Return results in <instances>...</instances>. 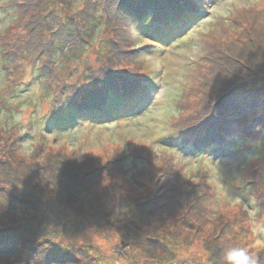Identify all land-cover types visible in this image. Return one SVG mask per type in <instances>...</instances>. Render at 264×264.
I'll return each instance as SVG.
<instances>
[{"label":"rangeland","instance_id":"374dc122","mask_svg":"<svg viewBox=\"0 0 264 264\" xmlns=\"http://www.w3.org/2000/svg\"><path fill=\"white\" fill-rule=\"evenodd\" d=\"M44 1L39 0L38 3L37 1L33 3H37L36 5L39 7V3L45 4ZM5 2L0 0V35L5 31L9 36L5 39L0 37V44L5 41L10 46L4 49L7 54L6 58H8L7 64H3L1 51L4 50L0 49V108L12 112V115L9 116V131L13 130L18 136L26 133L25 137L22 136L18 139V145L15 146L17 149L15 152L19 156L20 154L26 156L31 151L32 144L42 140V148L45 152H49V150L51 152L61 151L68 155L76 153L75 155H78L80 159L94 162L89 163L85 168L86 173L93 167L92 165L99 167L103 164L102 162L114 157L113 152H116L118 148L137 151L141 156L148 155V163L132 158L123 166L117 162L114 175L100 183L104 188L102 191L105 190V192L97 191V174L92 175L93 171H91L88 177V187L95 192H101L100 197L107 202V204L101 203V210H99V220L103 221L107 228L109 221L114 222L116 214L120 215L121 206L127 208L130 205L132 209H135V206H132L135 204L134 202L137 204L141 202L137 206V212H126L132 218L138 213L140 218L137 216L133 220L137 222L145 235L139 237L136 232L135 235H130V239L126 244L124 243L129 254L142 259L143 257L154 258L158 251L161 252L162 249L158 243L163 247L164 243L158 241L159 235H153L151 231L155 232L161 222L159 219L156 221L158 214L161 215L160 211L167 208L169 212L177 214L176 216L180 218L174 227L166 229L162 226V228H158L157 232L165 241L170 238L182 247L184 252L179 256L181 260L185 261L186 253L191 252L192 255L196 254V258H201L200 262L195 259L196 262L200 264L205 262L203 252H206V246L203 245V242L206 244L205 240H213L211 236L214 233L210 228L208 229V225L211 223V215H216V212H220L221 223L224 222L227 225L225 221H232L233 240L238 234L241 246L246 248L250 255H260V258H264V219H262L264 207L259 205L256 198L252 197L253 201L249 200L248 194L241 189V180L245 181L248 165L257 168V170L259 168V174L263 176L260 182L264 183V140L261 137H252L255 145L249 147L241 145V138L236 134L229 147L214 145L209 148L208 153H201L192 148L183 149L168 140H166L167 143L162 140L164 136L170 134L171 128L174 126L183 128L186 125L197 124L204 127L205 133H208L209 128H213L214 122L217 121L211 118L210 114H215L212 109L210 112L208 110L202 112V115L197 114L204 90V87H198L199 85L221 84L224 77L230 78L228 75L221 77L225 71L229 72V75L230 72L238 74L243 72L245 75L249 71L252 72L262 67L264 59L259 56L261 50L253 46L255 44L264 46V38H260L261 32L264 30L262 27L264 26V0H201L204 12L185 24L183 35L174 38L171 43L162 45L161 50L155 49L152 44L153 40L143 36L138 27L133 25L132 37L135 35L133 46L137 50V60L143 65L141 71L144 68L147 73H150L139 84L137 96L140 101L126 97L119 112L120 116H116L118 118L104 111L101 114L102 119L93 121L88 117L85 122H78L63 130L57 129L56 131L52 128L44 135L39 134L42 128L38 129L36 121L47 113L48 107L52 105V101L54 103V99L49 97L48 86H45L36 77L42 70H45L43 69L45 67L44 58L37 57V53H34L38 47V35L31 36L26 30L27 24L31 26L28 23L30 22L29 18L37 17L38 19L43 16L46 20L45 13H47L48 7L33 11L31 7L33 3L26 2L22 7L24 12L22 10L18 12L19 19L8 24L10 15L4 12L6 7L3 6L5 9L2 7ZM80 2L86 4L80 15L89 17L91 3L87 4V0H76L74 4L77 3L76 5L80 7L82 6ZM65 4L72 5V0H67ZM103 5H106L105 2ZM59 7L60 5L57 3L55 8L60 16ZM102 14L106 16L105 10H102L98 16ZM69 21L65 23L53 21L55 29L53 28L52 36L54 40H51L52 36H48L55 45H59L61 42L66 43V47L62 49L63 52L69 51L70 41L76 35L75 32L78 33L76 26H71L70 29L66 28L70 27ZM253 24L256 29L251 32L254 33L256 40L251 39L253 42L247 44L249 45L247 48L246 45L238 43L235 37L238 35L241 38L239 36L241 28ZM19 34L22 35L18 36ZM231 41L235 44L233 45ZM51 59H53V55H51ZM93 59V55L89 53L88 60L94 65ZM58 62L59 57H55L53 65ZM206 62L208 63L206 64ZM73 80L77 81V77L73 76L71 81ZM78 81H80L79 84L86 83L80 79ZM133 89H129V92H133ZM10 93L17 95L13 97ZM245 93L246 89L241 91V99L246 97ZM249 96L254 102L258 101L256 95L249 94ZM224 98L223 101L221 100L222 105L225 102L226 107L231 109L234 101L229 97ZM5 99H10L12 102L5 105ZM86 100L87 105L94 103L93 98L88 97ZM127 106L129 107L127 108ZM124 112H128V114L124 116ZM129 114L132 116L129 117ZM21 123L27 124L26 132L25 128L20 127ZM6 127L8 128L7 124ZM189 129L197 131V128ZM187 134H191L190 139H187L183 134L180 135L185 143L193 141L192 138L197 136H193L196 133L192 131ZM85 154L90 158H86ZM94 154L99 157L95 158ZM79 161L81 162V160ZM162 161L171 164V166L173 164L177 168V174H180L179 177H172L178 187L174 182L173 185L169 183V191L164 189L163 183L167 180L172 181V179H168L167 171L165 172L166 167L162 168L163 164L160 165ZM154 166L162 171V175L158 179L155 178L156 169H151ZM6 167L5 164L2 169L8 171L5 169ZM82 167L85 165L83 164L81 169ZM10 176L12 175L10 174ZM173 187L176 191L171 190ZM261 188L263 187L257 185V193L259 197L263 196L264 198ZM7 190H11V185L7 184ZM156 193H159V197L154 203L157 204L158 211L156 215H152V196ZM0 199H2L1 192ZM3 202H0V214L2 215L0 226L3 223L1 218L7 217L5 215L9 212L8 208L20 205L15 201L10 205L11 201L9 202L8 199H4ZM121 202H123L122 205ZM236 218L239 219L237 223L234 221ZM144 219L151 222L148 227L147 221ZM130 225L134 224L130 223ZM135 228L134 225L132 229ZM197 228H204V230L201 233H196L194 230ZM171 229L173 231H170ZM2 230H6V234H11L9 228ZM186 230L194 231V233ZM77 231L70 232L72 233L71 240H73V244L83 245L84 250H91L89 248L92 244L98 245L106 253L115 254L113 252L115 240L121 241V236L116 235L115 232L111 236L104 230L95 233H89V230L85 231V229ZM10 234L9 236H11ZM146 235L153 239H146ZM223 240L225 239L223 238ZM223 240L222 242H224ZM257 241L261 242L260 245L257 244ZM129 242L130 244H128ZM235 243L238 244V242ZM212 246L211 243L210 248ZM186 250L190 251L186 252ZM163 255L165 256L163 261L167 263L174 260L170 254L164 253Z\"/></svg>","mask_w":264,"mask_h":264},{"label":"trees","instance_id":"16d2710c","mask_svg":"<svg viewBox=\"0 0 264 264\" xmlns=\"http://www.w3.org/2000/svg\"><path fill=\"white\" fill-rule=\"evenodd\" d=\"M4 1H6L2 4V7H6V9L3 7L4 12L10 15L8 24L19 19L18 12L21 10L24 12V8H22L24 3L39 2V0ZM66 1L45 0V4L39 3V7L36 5L37 3H33L31 5L33 11L48 7L47 13H45L46 20L43 16L38 19L32 17L28 19L31 26L27 24L26 32L31 36L38 35V47L34 53H37V57H43L45 63L43 68L45 70H42L36 77L45 86H48L49 97L54 99V103L52 101L47 113L36 121L38 129L42 128V131L39 132L42 135L46 134L45 132H50L52 128L56 131L57 129L63 130L78 122H85L88 117L93 121L102 119L101 114L104 111L118 118L116 116H120L119 112L126 97L140 101L137 96L139 84L150 73H147L144 68L141 71L143 65L137 60V50L133 46L135 36L132 37L133 25L138 27L143 36L153 40L152 44L155 49L161 50L162 45L171 43L174 38L183 35L185 24L204 12L201 0H87V4H91L89 5V17H85L80 13L86 4L80 2L82 6L79 7L76 5L77 3L74 4L76 0H72V5L69 6L65 4ZM104 2L106 5H103ZM57 3L60 5V16L55 8ZM102 10H105L106 16L105 14L98 16ZM68 20H70L68 24L70 27L66 28L70 29L71 26H76L78 33L75 32L76 35L70 41L69 51L63 52L62 49L66 47V43L61 42L59 45H55L51 41L54 40L52 32L53 28L55 29L52 22L65 23ZM255 27L254 24L243 26L239 35L241 38L238 35L235 37L237 42L249 48L247 44L253 42L251 39L256 40L254 33L251 32L256 29ZM7 36L9 35L5 31L0 35L4 39ZM48 36H52V39L49 40ZM260 38H264V30L261 32ZM231 43L235 44L233 41ZM9 46L4 41L0 44V49L4 50ZM253 47L261 50L259 56L264 59V46L255 44ZM1 52L3 64H7V54L5 50ZM89 53L93 55L94 65L88 60ZM51 55H53V59H51ZM55 57H59V62L53 65ZM54 72L55 74H53ZM228 73L227 71L222 73L221 77L228 75L230 78L224 77L221 84L212 85L211 83L198 86H203L204 90L197 114L202 115V112L206 110L209 112L213 110L215 114H210L211 118L217 121L214 122L213 128H209L208 133H205L204 127L197 124L186 125L183 128L174 126L171 128L170 134L162 139L164 142L167 143L166 140H168L183 149L192 148L201 153H208L209 148L214 145L229 147L236 134L241 138V145L249 147L255 145L252 137H261L264 140V61L261 68L249 71L245 75L243 72L241 74L230 72V75ZM39 75L41 76L38 77ZM73 76L77 77V81H71ZM78 79L86 81V83L79 84ZM131 88H134L133 92H129ZM245 89L246 97L241 99V91ZM249 94L256 95L258 101L254 102ZM14 95L17 94L14 93ZM88 97L93 98L94 103L87 105ZM224 97H229L234 101L231 109L226 107L225 102L222 105L221 100L223 101ZM10 102H12L10 99H5L4 104L9 105ZM123 114L126 116L125 114L128 112ZM197 114L194 115L197 116ZM11 115V111L0 108V192L2 193L0 202L8 199L9 202L11 201L10 205L13 201L20 205H15V208L9 207V212L5 215L7 217L1 218L3 223L0 226V264H200L198 262L201 258H196V254L192 255L190 250H186L190 254L186 253L185 261L181 260L179 256L184 252L182 247L170 238L165 241L157 232L158 228H162V226L166 229L174 227L180 218L176 216L177 214L169 212L167 208L162 209L163 212L160 211L161 215L158 214L156 221L159 219L161 222L155 232L151 231L153 235H159L158 241L164 243V247L158 243L162 250L158 251L154 258L143 257L141 259L138 256H133L126 251L127 248L124 246V243L126 244L130 239V235H135V232L139 237L145 236L140 226L133 220L138 216V213L133 218L126 214L127 211L137 212V206L141 202L138 204L134 202L135 204L132 206H135V209H132L130 205L127 208L121 206L120 215L116 214L114 222L109 221L108 228L103 221L99 220L101 203L106 200H102L100 197L101 192H95L88 187L89 172L93 171L92 175H98L96 188L97 191H102L104 188L100 185L101 181L114 175L117 162L123 166L132 158L148 163V155L141 156L137 151L118 148L116 152H113L114 157L102 162L103 164L99 167L92 165L93 167L86 173L85 168L89 163L94 162L84 161L75 155L76 153L68 155L61 151L51 152L49 150V152H45L42 148V140L32 144L31 151L26 156L19 153L20 157L15 152L17 150L15 146L18 145V139L26 136L27 124L21 123L20 127L25 128V134H21V136H18L13 130L9 131V116ZM128 116L130 117L132 114ZM189 128H197V131ZM191 131L196 133L193 136L197 135L198 137L196 136L192 138L193 141L185 143L180 135L183 134L187 139H190L191 134L187 133ZM85 155L86 158H90L87 154ZM93 156L99 157L96 154ZM164 162L162 161L160 165L163 164L162 168L166 167L165 172L167 171L168 179L180 176L173 164L172 167L171 164ZM5 164L7 166L5 169L8 171L2 169ZM83 164L85 167L81 169ZM153 168L156 169L155 178L158 179L162 175V171L156 166L151 167V169ZM105 173L107 175H104ZM121 173L123 174V172ZM124 174L126 175V173ZM262 177V174H259V168L257 170V168L248 165L245 181L241 180V189L248 194L249 200L252 197L256 198L259 205L264 207V198L262 194L261 198L257 193V185L263 187L261 192H264V183L260 182ZM173 182L178 187L177 182L172 179V181L167 180L163 183L164 189L169 191V183L173 185ZM7 184L11 185V190H7ZM171 190H175V187ZM177 194L179 196L178 191ZM158 197L159 193L152 196V215H156L158 211L156 208L158 206L154 203ZM105 203L107 204V202ZM211 216L208 229L210 228L214 234L211 236L212 241L205 240L206 244L203 242V245L206 246V252H203L205 258L203 264H226L225 252L233 247H242L241 242H239L238 234L235 235V240L232 239L234 233L232 221H225L227 225L224 222L221 223L220 212ZM262 217L264 219V216ZM138 218L140 217L138 216ZM234 221L237 223L239 219L236 218ZM130 223L134 224L136 228L132 229L134 225L131 226ZM150 224L151 222L148 220L147 227ZM4 228H9L11 236L6 234V230H2ZM83 229L89 230V233L104 230L111 236L114 232L116 235L119 234L121 241L115 240V249H113L115 254L102 251L98 245L90 244L89 249L91 250H84L83 245L73 244L70 232L72 230L79 232ZM203 230L204 228H197L194 231L201 233ZM186 231L194 233V231ZM146 239L153 238L146 235ZM211 243L213 244L212 248H210ZM192 252L194 251L192 250ZM162 253L172 255L174 260L168 263L163 261L165 256ZM255 257L258 264H264V258H260V255Z\"/></svg>","mask_w":264,"mask_h":264},{"label":"clouds","instance_id":"9594fccd","mask_svg":"<svg viewBox=\"0 0 264 264\" xmlns=\"http://www.w3.org/2000/svg\"><path fill=\"white\" fill-rule=\"evenodd\" d=\"M260 241L257 244L260 245ZM224 259L226 264H258L257 258L250 255L248 250L243 247H233L225 252Z\"/></svg>","mask_w":264,"mask_h":264}]
</instances>
